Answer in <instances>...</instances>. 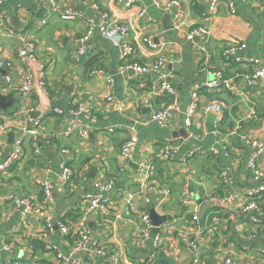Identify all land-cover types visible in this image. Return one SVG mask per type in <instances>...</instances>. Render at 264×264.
I'll list each match as a JSON object with an SVG mask.
<instances>
[{"label":"crops","instance_id":"obj_1","mask_svg":"<svg viewBox=\"0 0 264 264\" xmlns=\"http://www.w3.org/2000/svg\"><path fill=\"white\" fill-rule=\"evenodd\" d=\"M181 1L187 16L179 31L173 28L171 15L151 6L150 0H138L133 10L146 7V16L153 22L141 20L139 29L159 45L158 54L165 60L168 80L177 92L178 110L170 114L166 128L159 127L161 132L150 124L149 116L168 98L155 92L156 76L142 77L129 66L148 62L157 53L137 49L123 62L118 59L119 49L95 35L87 55L75 60L86 19L99 20V13L108 10L125 17L117 0H62V9L76 13L70 21L62 20L59 12L50 13L48 0H11L2 7L10 22L0 19V61L11 67L0 70V83L5 73L23 81L24 66L17 58V49L20 35H25L34 43L35 57L44 66L47 90L45 95L29 97L28 119L18 115L15 92H11L16 98L14 109L0 110V162L17 139L22 147L20 160L0 176L1 264H73L56 260L44 247L53 244L67 255L75 241L78 222L87 211L85 198L99 194L94 184L101 179L115 181V190L106 194L111 206L87 213V250L77 255L76 264H191L189 241L199 246L201 264H221L226 256L233 264H264V198L254 211L257 221L241 212L245 190L254 186L264 189V176L259 184L250 181L248 160L253 148L240 138L246 136L264 146V81L248 87L245 77L250 69L227 64L221 56L225 47L240 43L244 45L242 55L264 62V0H226L236 4L234 14L221 3L215 17L206 23L210 34L204 42H188L185 33L200 24L210 0ZM205 65L223 71L236 87V95L225 90L200 92L195 114V121L201 124L203 103L215 98L224 101L227 107L217 128L228 138V155L220 152L210 156L206 151L215 141L210 132L216 127V115L205 116L201 129L196 131L198 141L189 138L183 124L194 85L205 79L201 72ZM93 69L112 76L113 84L107 86L102 78L92 77L89 73ZM78 105L87 113L74 115ZM250 108L256 113L255 120L240 121L236 130V123ZM72 121L77 123V130L87 132L85 138L78 131L64 135ZM131 136L137 138V144L125 159L120 155V146ZM171 145L179 147L178 153L165 164L156 155ZM197 147L201 149L185 162L184 155ZM62 149L68 150L67 162L73 170L71 180L65 184L59 180ZM151 159L152 176L142 194L144 172L139 163ZM258 166L264 173V153ZM221 172L228 184L221 181ZM43 182L52 193V202L43 205L52 225L49 230L45 229V216L30 214L23 220L21 210L14 209L6 199L30 197L41 205ZM149 186L168 188L171 195L152 193ZM185 188L193 191L199 206L202 225L197 236L191 234L197 228L191 222L190 211L178 202ZM129 196H133V210L126 216ZM150 211L166 219L157 228L156 251L151 240L136 236L140 217L149 216ZM58 222L67 224L69 236L60 233ZM212 227L216 232L211 231Z\"/></svg>","mask_w":264,"mask_h":264},{"label":"built area","instance_id":"obj_2","mask_svg":"<svg viewBox=\"0 0 264 264\" xmlns=\"http://www.w3.org/2000/svg\"><path fill=\"white\" fill-rule=\"evenodd\" d=\"M11 0H0V19L4 20L6 24H9L10 18L7 12L3 11L2 7ZM246 1V0H243ZM51 4L50 13H60L62 20L70 21L74 19L76 13L71 9H62L60 3L62 0H48ZM118 3L122 4L125 13L124 18H120L117 13L113 11H101L99 13V20L93 18H88L85 20V29L80 35L79 47L75 51V60L79 61L81 58L85 57L89 50V44L95 35L107 40L112 46L120 50L118 59L120 61L126 62L129 57H131L135 51L138 49H146L149 52L157 53L154 58L148 62H143L141 64L135 62L130 64V68L138 75L145 77L148 75H154L157 77L158 88H155V92H159L165 95L169 101L167 104L162 105L159 109L152 110L149 116V122L160 128H166L169 123V116L174 111L178 110L179 102L177 98V92L173 85L169 82V74L165 70V60L159 56V45H157L153 38L149 35L143 34L139 29L138 23L141 20L147 18L146 7H141L134 12V6L138 0H117ZM221 3H225L228 7L230 14L235 13L236 4L232 1L227 2L226 0H210L208 5V10L204 12L200 24L197 26H191L185 33V39L188 42L200 41L204 42L207 40L210 32L206 23H209L216 14V9ZM150 4L153 7L161 9L164 13L170 14L173 20V28L177 31L180 30L182 21L187 16V10H185L184 2L181 0H167L162 2V0H150ZM44 7V6H43ZM98 10L96 6L93 7ZM148 23H152V19L147 18ZM20 45L17 49V58L24 66V77L23 81H20L19 77L13 76L11 74L5 73L2 76V82L0 83V94H8L15 92L18 97L19 111L18 115L24 119H28L29 110L27 109V101L29 97L34 95H45L46 94V80L44 73V66L35 57V45L28 39L25 35H20L19 37ZM244 49L243 44H232L225 47L222 52V60L231 65H239L247 67L250 69L249 74L245 77V82L248 87L254 86L256 83L264 81V62L249 56H244L241 54ZM7 67H11L6 62L0 61V70H4ZM205 79L194 85V89L190 95V101L184 111L183 124L188 133L189 138L198 141V135L196 131L200 130L202 124L205 122L204 118L208 114H214L215 117V128L210 132L214 137L215 141L210 145L206 151L210 156H216L220 152L225 155L229 154V142L228 138L223 137L218 130V126L221 125L222 113L227 105L223 100L215 98L214 100L203 103L201 109L203 112V121L201 124L195 121V114L199 108L200 102V92H218L220 90L228 91L229 93L236 95V87L232 80L227 78L223 71L218 69H213L207 65L201 70ZM92 77L97 79L102 78L107 86L113 84L112 76L105 75L103 70L93 69L89 73ZM111 100V98H109ZM145 105H149L148 100H144ZM120 109V108H119ZM122 109V107H121ZM80 112L87 113L82 105L73 111L74 115ZM236 123V130L239 129L240 121L255 120L256 113L252 108L248 110L246 116H241ZM2 124L0 122V129H2ZM73 131H78L81 138H85L87 132L85 130H77V123L72 121L68 129L64 132V135L72 133ZM235 131L233 130V133ZM32 134V133H30ZM224 138V139H222ZM241 141L245 145H250L253 148V153L248 160V170L250 181L253 184H259L262 180L264 173L258 166V159L264 153V146L260 145L258 142L251 140L249 137L241 136ZM137 144V138L131 136L129 139L124 141L120 146L121 157L128 159L131 155L132 150ZM179 147L177 145H171L163 148L157 155L156 158L161 162L168 164L170 157L178 153ZM201 147H197L189 152H187L183 160L186 162L189 158L194 156ZM61 155L63 156V164L59 175V180L65 184L71 180L73 176V170L68 164L67 156L69 152L67 149H62ZM22 156L21 140L17 139L12 147V150L2 162H0V176L5 171L11 169V167L20 160ZM153 159L148 161H141L139 166L143 169V178L140 185V192L143 194L145 191V184L150 181L153 172ZM221 181L228 184V180L224 177V172L220 173ZM115 181L113 179H101L95 181L94 187L99 194L89 195L85 198V203L87 206L86 213L81 217L78 222L77 230L75 232V241L65 256L63 253L57 249L53 244H46L44 250L52 253L54 258L59 261H71L76 264L75 260L79 253L87 250V241L89 239V231L87 228V213H93L98 211H104L106 208L111 206V201L106 196L107 193L115 190ZM41 190L43 193V200L41 205H36V201L30 197H7V201L12 204L14 209H20L22 213L23 220L30 214H36L41 217H46L45 229L49 230L51 224L49 222V217L44 211V206L47 203L52 202L51 188L46 182L41 183ZM149 190L155 194H161L164 197H169L171 195L168 188H160L157 186H149ZM264 189L260 186L250 187L245 190V201L241 205V212L245 215H250L249 219L251 221H257L255 218L254 211L258 210V202L264 197L262 196ZM129 196L126 200L125 212L126 216L130 214L133 210L132 198ZM179 204L188 209L191 214V222L197 228L193 236L199 234V229L202 225L199 219V206L195 200V195L192 190L185 188L183 192L177 197ZM216 198V197H215ZM145 201L148 202L149 199L144 197ZM57 227L63 236H69V227L64 222H58ZM153 225L149 216L144 214L139 219V226L137 229L136 236L143 240H151L154 251L159 247V239L157 234H153ZM212 232H216L215 228H211ZM189 251L192 257L191 264H201L199 258V246L195 241H189L188 243ZM97 253H100L97 251ZM1 264V263H0ZM221 264H233L229 257H225Z\"/></svg>","mask_w":264,"mask_h":264},{"label":"water","instance_id":"obj_3","mask_svg":"<svg viewBox=\"0 0 264 264\" xmlns=\"http://www.w3.org/2000/svg\"><path fill=\"white\" fill-rule=\"evenodd\" d=\"M15 99H16L15 95L12 93L8 94V95H0V110H2V111L13 110ZM210 116H212V115H210ZM156 131L161 132L159 127H156ZM149 219L151 220V223H152L153 228H154L153 234H156L157 228L166 221L165 217L157 216L154 211H150Z\"/></svg>","mask_w":264,"mask_h":264},{"label":"trees","instance_id":"obj_4","mask_svg":"<svg viewBox=\"0 0 264 264\" xmlns=\"http://www.w3.org/2000/svg\"><path fill=\"white\" fill-rule=\"evenodd\" d=\"M168 101H169V99H167V100H166L165 104H167V103H168Z\"/></svg>","mask_w":264,"mask_h":264},{"label":"rangeland","instance_id":"obj_5","mask_svg":"<svg viewBox=\"0 0 264 264\" xmlns=\"http://www.w3.org/2000/svg\"><path fill=\"white\" fill-rule=\"evenodd\" d=\"M46 90H47V85H46Z\"/></svg>","mask_w":264,"mask_h":264}]
</instances>
